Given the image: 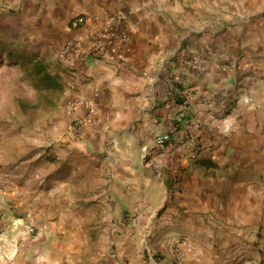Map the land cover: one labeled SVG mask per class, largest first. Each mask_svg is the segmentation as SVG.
Instances as JSON below:
<instances>
[{
	"label": "crops",
	"instance_id": "obj_1",
	"mask_svg": "<svg viewBox=\"0 0 264 264\" xmlns=\"http://www.w3.org/2000/svg\"><path fill=\"white\" fill-rule=\"evenodd\" d=\"M0 4L64 90L45 138L0 120V264H264V0Z\"/></svg>",
	"mask_w": 264,
	"mask_h": 264
},
{
	"label": "rangeland",
	"instance_id": "obj_2",
	"mask_svg": "<svg viewBox=\"0 0 264 264\" xmlns=\"http://www.w3.org/2000/svg\"><path fill=\"white\" fill-rule=\"evenodd\" d=\"M7 22L0 18V88L6 93V98L0 103V120L12 124L17 132L15 138H20L19 132L24 131L33 140H39L45 138V131L51 127L50 119L61 110L64 90L44 89L36 84L30 70L35 58L45 60L50 72L55 70L56 47L49 40L40 42L34 34L18 30L16 24L7 27ZM41 48H44L43 52ZM7 50L22 54L24 62L9 61ZM39 132L42 134L40 137Z\"/></svg>",
	"mask_w": 264,
	"mask_h": 264
},
{
	"label": "built area",
	"instance_id": "obj_3",
	"mask_svg": "<svg viewBox=\"0 0 264 264\" xmlns=\"http://www.w3.org/2000/svg\"><path fill=\"white\" fill-rule=\"evenodd\" d=\"M121 17L122 16L120 14H111L109 16V23L111 25H107V26L103 27L102 29L97 30L94 33L93 39H92V44H91V49L98 57H104L106 55L108 46L110 45L112 40L118 39L120 42H123V43H128L130 41V37L127 33H119L113 27L114 26L113 24L118 22L121 19ZM82 22H83V18L81 16L76 17L74 19L75 25H79ZM80 47H81V45L79 44V42L72 40V39H69L65 43L63 51L67 54H70L74 50L80 49ZM184 110H185V106L183 107V109L181 111H179L176 114L177 120H179V121L183 120ZM81 127H82V124L76 123L72 126V129L75 131H78L81 129ZM191 130L192 129L189 127L186 129V131H185L186 140H188L189 138L192 137V131ZM170 140H171V137L168 133L159 134L155 138L156 145L160 149H165L166 146L169 144ZM149 234H150V232H149ZM147 235H148V233H147ZM181 262H182V256H181V254H179L178 263L181 264Z\"/></svg>",
	"mask_w": 264,
	"mask_h": 264
},
{
	"label": "trees",
	"instance_id": "obj_4",
	"mask_svg": "<svg viewBox=\"0 0 264 264\" xmlns=\"http://www.w3.org/2000/svg\"><path fill=\"white\" fill-rule=\"evenodd\" d=\"M6 57L8 58L9 61L14 60H20L22 63L24 62L23 60V55L16 53L12 50H7L6 51ZM32 69L31 75L34 78L36 84L39 86L43 87L44 89L47 90H58L62 91V85L59 83L58 77L55 74H52L49 70L48 67L46 66L45 60H37L36 58L32 60Z\"/></svg>",
	"mask_w": 264,
	"mask_h": 264
}]
</instances>
